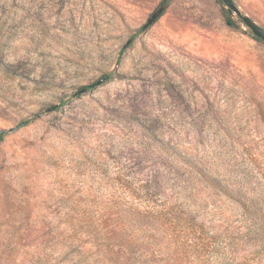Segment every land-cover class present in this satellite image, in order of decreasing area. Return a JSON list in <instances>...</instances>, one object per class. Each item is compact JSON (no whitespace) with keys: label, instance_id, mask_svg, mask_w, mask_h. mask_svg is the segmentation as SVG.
Masks as SVG:
<instances>
[{"label":"rangeland","instance_id":"374dc122","mask_svg":"<svg viewBox=\"0 0 264 264\" xmlns=\"http://www.w3.org/2000/svg\"><path fill=\"white\" fill-rule=\"evenodd\" d=\"M162 3L0 0V264H264V41Z\"/></svg>","mask_w":264,"mask_h":264},{"label":"water","instance_id":"95a60500","mask_svg":"<svg viewBox=\"0 0 264 264\" xmlns=\"http://www.w3.org/2000/svg\"><path fill=\"white\" fill-rule=\"evenodd\" d=\"M220 1L230 13H234L241 18L243 24L250 29L254 37L264 41V29L260 27L256 22H254L250 17L246 15H242L233 0H220ZM164 10H165V5L164 3H162L147 19L146 23L142 26V29H146L150 25H152L158 19V17L164 12ZM228 24L229 22L227 23V25Z\"/></svg>","mask_w":264,"mask_h":264},{"label":"trees","instance_id":"16d2710c","mask_svg":"<svg viewBox=\"0 0 264 264\" xmlns=\"http://www.w3.org/2000/svg\"><path fill=\"white\" fill-rule=\"evenodd\" d=\"M168 1H169V0H163V3H164L165 6H167L166 4H167ZM218 2L221 4L220 0H218ZM162 14H163V13H162ZM162 14H161L160 16H162ZM160 16H159V17H160ZM159 17H158V18H159ZM227 22H230V21L227 20ZM229 24H231V22H230ZM252 38H253L254 40H259V39H257V38L254 37V36H252ZM109 78H111V77H109V76L102 77L101 80L98 81L97 83H94V84H91V85H86V86L81 87V90H82L83 92H87V91L93 90V89L96 87L97 84H100V83H102V82L108 80Z\"/></svg>","mask_w":264,"mask_h":264}]
</instances>
